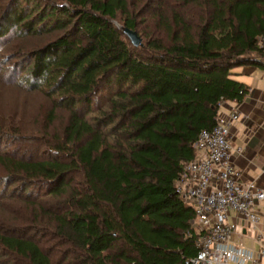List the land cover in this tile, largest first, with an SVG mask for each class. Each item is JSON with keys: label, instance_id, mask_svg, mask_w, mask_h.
Here are the masks:
<instances>
[{"label": "trees", "instance_id": "trees-1", "mask_svg": "<svg viewBox=\"0 0 264 264\" xmlns=\"http://www.w3.org/2000/svg\"><path fill=\"white\" fill-rule=\"evenodd\" d=\"M31 1L5 9L0 37L48 35L20 81L49 96V134L39 155L0 152V202L22 207L0 213V264H190L195 210L175 181L221 101L249 91L233 67L264 68V0ZM41 224L68 244L61 257Z\"/></svg>", "mask_w": 264, "mask_h": 264}, {"label": "built area", "instance_id": "built-area-1", "mask_svg": "<svg viewBox=\"0 0 264 264\" xmlns=\"http://www.w3.org/2000/svg\"><path fill=\"white\" fill-rule=\"evenodd\" d=\"M258 41L264 49V33ZM234 101L229 112L217 113L213 126L200 130L198 153L183 164L175 181V190L195 210L196 250L188 259L190 264H264V233L257 227L264 185L241 179L242 172L235 168L230 127L239 107ZM240 149L238 145L236 150ZM231 213L235 218H230ZM242 230L258 241L256 249L232 238Z\"/></svg>", "mask_w": 264, "mask_h": 264}, {"label": "rangeland", "instance_id": "rangeland-1", "mask_svg": "<svg viewBox=\"0 0 264 264\" xmlns=\"http://www.w3.org/2000/svg\"><path fill=\"white\" fill-rule=\"evenodd\" d=\"M13 1L14 0H0V19L2 13ZM31 4H33V1L29 0V7ZM144 5V13L138 16V28L147 35L146 32L152 31L149 23L150 18L148 10H151L156 4L155 2H145ZM117 24L120 25L121 23ZM47 37L48 35L39 37L32 36V34L20 35L16 32L15 28H11L5 36L0 37V131L1 134L5 136V138H0V152L6 149H14L16 153L17 151L21 153L24 151L33 152L31 154L34 156L39 155V150L45 145L42 139L45 137L44 132L49 134V131H46L44 127L48 122V110L51 107V100L42 90L35 88L31 89L26 86L25 82H21L20 80L21 76H23L30 65L31 50L33 47L45 41ZM243 66L244 65H235L232 70L235 71L236 68L241 69ZM255 66L256 70L252 73V78L255 79V82H257L259 86L263 87L264 68L258 65ZM59 112L57 118L51 121L53 129H56L55 131H58L60 123L65 118L64 112L62 110ZM5 133H7V135H5ZM13 133L14 137H11ZM16 183L17 182H12L8 188ZM1 188L3 189L4 187ZM44 196L45 194H43L42 197ZM51 200L52 199L49 201ZM21 210L22 207H20L18 203L8 206L4 202H0V213L4 217L7 216L9 211H14L15 214H17L21 212ZM14 212H9L11 217H13L12 214H14ZM1 215L0 218L2 217ZM6 218L11 219L9 216ZM28 221L25 220L27 223L21 225L28 226ZM4 222L5 224L12 222L17 223L18 220H4ZM35 226L36 225L33 227V231L35 230L37 232L36 235L42 240L46 248L49 246L48 248L52 250V254L61 257L62 252L69 249L66 242L56 240L46 224H41L38 227ZM232 238L236 241L240 239L237 233H233ZM56 259H59V257H56Z\"/></svg>", "mask_w": 264, "mask_h": 264}, {"label": "crops", "instance_id": "crops-1", "mask_svg": "<svg viewBox=\"0 0 264 264\" xmlns=\"http://www.w3.org/2000/svg\"><path fill=\"white\" fill-rule=\"evenodd\" d=\"M255 68L256 66L251 64L234 71V75L248 85L249 91L241 101H237L239 115L231 122V156L235 168L242 172L241 179H256L259 184L264 185V86H259L252 78ZM235 103L231 99L224 100L219 106V111L227 113ZM238 145L241 149L237 151ZM259 211L257 227L264 233V200L259 203ZM230 218H235V214L231 213ZM237 234L239 241L257 248L259 243L249 232L242 230Z\"/></svg>", "mask_w": 264, "mask_h": 264}, {"label": "water", "instance_id": "water-1", "mask_svg": "<svg viewBox=\"0 0 264 264\" xmlns=\"http://www.w3.org/2000/svg\"><path fill=\"white\" fill-rule=\"evenodd\" d=\"M119 26H121L122 29L125 30V32L128 34V36L130 37V39L134 45H137L138 43L141 42V36L138 34L137 30L131 29L128 26H125L122 24H120Z\"/></svg>", "mask_w": 264, "mask_h": 264}]
</instances>
